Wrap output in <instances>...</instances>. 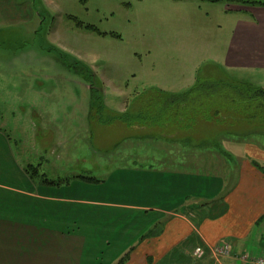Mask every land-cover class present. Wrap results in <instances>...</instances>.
I'll use <instances>...</instances> for the list:
<instances>
[{
    "label": "rangeland",
    "instance_id": "obj_1",
    "mask_svg": "<svg viewBox=\"0 0 264 264\" xmlns=\"http://www.w3.org/2000/svg\"><path fill=\"white\" fill-rule=\"evenodd\" d=\"M246 8L264 7L201 0H0V128L13 135L15 145L22 144L19 136L33 120L32 110L37 111V136L45 133L50 150L60 152L49 166L68 168L77 160L83 165L64 169L67 176L102 178L110 170L135 164L180 170V148L185 145L181 140L191 137L186 132L188 117L184 115L178 127L171 124L176 118L171 112L162 124L139 115L152 101L162 99L158 95L189 93L200 78L223 79L221 60L233 35L231 28L244 17L238 10ZM77 20L97 27L102 35L77 27ZM237 76L264 87L262 70ZM169 96L163 99L170 109L177 108ZM164 123L167 131L160 130ZM198 125L194 137L208 138L211 146L228 151L234 162L246 151V143L239 142L228 150V144L223 145L227 140L220 141L225 136H216L217 128ZM240 127L233 137L261 135L258 160H264V128ZM190 148L192 163L196 147ZM33 157L39 164L41 155ZM215 177L222 178L218 172L211 179ZM225 179L226 191L234 190L235 176ZM217 203L208 205L202 215L222 206ZM246 227L250 239L264 242V225Z\"/></svg>",
    "mask_w": 264,
    "mask_h": 264
},
{
    "label": "crops",
    "instance_id": "obj_2",
    "mask_svg": "<svg viewBox=\"0 0 264 264\" xmlns=\"http://www.w3.org/2000/svg\"><path fill=\"white\" fill-rule=\"evenodd\" d=\"M248 9L238 10L244 17L231 28L221 60L225 74L244 77L249 71H264V8ZM36 116L32 110L26 133L18 135L22 144L15 145L13 135L0 128V264H117L128 255L127 264H194L196 248L206 252L204 264H244L242 254H263L264 242L250 239L246 227L261 225L264 219V174L245 158L259 159L261 152L254 146L246 144L248 153L234 163L215 153L219 146L203 147L204 138L192 143L182 139L180 170L169 171L162 164L126 165L106 177L91 176L105 181L100 185L74 180L47 186L33 180L26 168L36 166L49 179L64 180L84 176H67L64 170L83 165L77 160L68 168L49 166L60 152L50 150L45 133L37 136ZM224 140L228 150L236 143L234 137ZM192 146L197 151L191 163ZM206 151L215 154L207 156ZM33 154L41 155L37 165ZM217 172L222 178L212 180ZM228 176H235L234 190L226 191ZM213 203L222 206L203 216ZM219 245H228L231 256L215 257Z\"/></svg>",
    "mask_w": 264,
    "mask_h": 264
},
{
    "label": "trees",
    "instance_id": "obj_3",
    "mask_svg": "<svg viewBox=\"0 0 264 264\" xmlns=\"http://www.w3.org/2000/svg\"><path fill=\"white\" fill-rule=\"evenodd\" d=\"M140 1V0H136ZM173 1H185V0H173ZM202 2H212V3H220L224 2L225 4L236 3L241 6H249V7H264V0H201ZM77 27L85 28L93 33H102L99 31L97 27H93L91 25H85L77 20ZM227 74V73H226ZM223 79L222 78H212V79H202L198 80L197 84L190 90L189 93L179 94V95H171L168 94V98H173L172 103L174 107H171L166 102L167 96L158 95L161 100L156 103V101H152L148 104V108H144L143 112L139 115L142 120H146L155 124H162L165 120H168V114L171 112L173 116H176L174 123L175 126H182V118L186 115L188 117L187 133L191 135L189 137V142L192 143L193 139H196L194 136L196 135V128L201 126L203 128L204 124L212 125L217 128V134L222 137L230 136L233 139L231 133H233L240 126L253 125L255 127L264 128V87L253 85L249 81H245L239 78L237 75L234 77L232 75L227 74ZM226 76H229L226 78ZM94 89V88H92ZM164 98V99H163ZM97 98L94 99L93 109H95ZM165 101V102H164ZM194 117V119H191ZM164 119V120H162ZM169 122V121H168ZM146 125L145 122L142 123ZM150 124V123H149ZM168 123L160 127L164 129H160L161 131H167ZM157 127V126H156ZM200 128V127H199ZM196 130V131H195ZM198 133V132H197ZM227 135V136H226ZM256 135V137H255ZM249 135L245 137H240V135L236 134L238 137H234L236 143H246L254 146V148L260 149L259 140L260 138L257 134ZM249 137V138H248ZM256 138L255 140H253ZM224 138H221L222 140ZM208 142V138H204L203 147H209L210 144ZM211 143V142H210ZM258 146V147H257ZM223 150V149H222ZM215 151L218 155L221 156L222 159L227 160L231 158V154L228 151ZM194 150V154H195ZM247 151V150H246ZM213 153V154H215ZM210 151H206V155H213ZM244 155V154H240ZM238 155V157L240 156ZM246 156V155H245ZM249 163L258 171L264 174V161L258 160L256 158H247L245 157ZM238 159V158H237ZM237 163L239 161L236 160ZM234 162V160L232 161ZM235 163V162H234ZM39 167H34L30 165L26 168V172L28 175L35 181L39 182L42 185L47 186H63L69 185L74 180H81L85 183L100 185L105 181H100L95 177H87V176H79L69 179H61V180H51L47 177L45 173L41 172ZM261 225H264V219L260 221ZM129 260V255L123 257L117 264H127Z\"/></svg>",
    "mask_w": 264,
    "mask_h": 264
},
{
    "label": "built area",
    "instance_id": "obj_4",
    "mask_svg": "<svg viewBox=\"0 0 264 264\" xmlns=\"http://www.w3.org/2000/svg\"><path fill=\"white\" fill-rule=\"evenodd\" d=\"M214 256L217 258H220L221 255L228 257L231 254L230 247L228 245H219L218 248L214 250ZM194 257H195V264H204L203 258L205 257L206 253L203 251L202 248H196L194 251ZM242 261L245 262V264H264V256L259 258H252L249 256H243Z\"/></svg>",
    "mask_w": 264,
    "mask_h": 264
}]
</instances>
